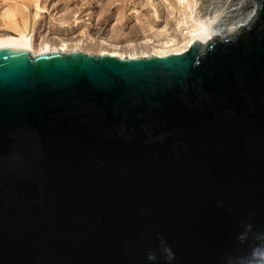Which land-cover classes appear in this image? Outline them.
<instances>
[{
    "label": "water",
    "instance_id": "water-1",
    "mask_svg": "<svg viewBox=\"0 0 264 264\" xmlns=\"http://www.w3.org/2000/svg\"><path fill=\"white\" fill-rule=\"evenodd\" d=\"M181 54L0 46V264H264V0Z\"/></svg>",
    "mask_w": 264,
    "mask_h": 264
},
{
    "label": "rangeland",
    "instance_id": "rangeland-1",
    "mask_svg": "<svg viewBox=\"0 0 264 264\" xmlns=\"http://www.w3.org/2000/svg\"><path fill=\"white\" fill-rule=\"evenodd\" d=\"M6 2L0 0V27L7 23L2 18ZM41 4L44 10L36 24L37 48L46 41L60 44L63 40L94 54L106 49L143 57L157 48L173 49L178 44L165 43L177 35L184 18L178 0H41ZM31 6L35 12L33 2ZM227 13L232 12L221 17Z\"/></svg>",
    "mask_w": 264,
    "mask_h": 264
},
{
    "label": "bare ground",
    "instance_id": "bare-ground-1",
    "mask_svg": "<svg viewBox=\"0 0 264 264\" xmlns=\"http://www.w3.org/2000/svg\"><path fill=\"white\" fill-rule=\"evenodd\" d=\"M178 1L183 5L184 18L183 21L179 22L177 35L171 36L165 43L174 46L178 44V46L173 49L157 48L151 53L144 54L143 57L153 54L158 56H165L170 53L181 54L188 50L197 39L205 41L214 36H229L239 31L242 26L249 24L257 10L256 0H202L199 7V0ZM32 2L35 12L31 10ZM7 3L9 6L7 5L3 9L2 14V18L7 23H5V27H0V46L28 48L33 52L83 50L77 45L72 47L63 40L60 41V44L46 41L41 48H37L35 46L36 24L44 10L41 0H7ZM171 4L169 3V5ZM227 11L232 13H227L228 15L221 17ZM181 23L184 25L181 26ZM178 39L182 42H178L180 41ZM106 53L121 58L139 57L137 54L126 55L114 50L103 49L99 52V54Z\"/></svg>",
    "mask_w": 264,
    "mask_h": 264
}]
</instances>
